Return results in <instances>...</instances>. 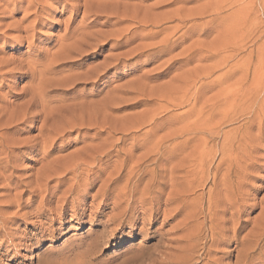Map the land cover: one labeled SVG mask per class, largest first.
Instances as JSON below:
<instances>
[{"label":"rangeland","instance_id":"obj_1","mask_svg":"<svg viewBox=\"0 0 264 264\" xmlns=\"http://www.w3.org/2000/svg\"><path fill=\"white\" fill-rule=\"evenodd\" d=\"M28 1L21 0L20 3L14 4L13 0H0V131H4L3 142L6 143L4 144L12 152L15 149V154L13 152L12 156L13 161L15 160L13 162L15 163L13 164L14 169L6 173L11 175L10 180L0 179V264H97V262L99 264H136L137 261L126 262V259L135 253L136 249L144 250L143 254L138 253L140 261L137 264H185V262L186 264H233L236 259V252H233L235 244L227 243V240L232 237L231 232L226 233L225 239L221 237L220 241H216L214 245H210L209 241L205 245L203 240L200 241L202 242L200 244L191 238L195 242L189 239L190 241L180 242L182 245L180 247V243H177L176 239L178 240L182 233H176L175 226L181 217L172 220L170 217L164 219V214L160 211L154 216L156 221L149 220L150 224L149 222L143 224L141 221L133 220V216L140 214L143 210H140L136 198H139V192L144 188L145 180L141 182L137 194L133 198L132 208L134 209L131 211L137 207L139 210L136 209L137 213L134 211L127 216V219H123L119 223L108 222L106 224L116 214L111 210V207H113V202L119 198L117 187L122 186L123 180L109 187L105 194L107 198L104 201L100 198L99 190H97L100 188L101 181L92 182L90 185L81 184L78 191L74 193L78 192L75 197H80L82 191H86V194L83 195L85 198L79 199L77 197V200L79 199L82 204L86 203L87 207L85 206L83 214H81V209L84 207L72 203H69L61 212L60 210L57 211L56 208L61 206V202L58 200H61L62 192L69 186L68 183H63L54 195H52V190L47 194L44 206L40 207L42 211L49 210L50 214L39 217L36 211L39 209L41 196L31 197L29 191L36 189L37 184H42L45 176L51 174L39 173L42 166H47L48 162L53 159H59L57 163L52 164L53 169L58 170V167L64 165L63 159L70 152H75L81 148L82 143L76 144L78 132L74 131L67 138L56 143L57 146L60 144L59 146L63 147L61 151L54 150L46 161H41V152L38 154L36 150L30 152L25 148L29 146L32 137L39 133L41 120L45 114L39 117L40 123L35 124V128H33L31 125L34 123L21 121L23 118L22 107L26 101L31 99L33 92L37 94L40 91L36 102L38 104L41 102L42 107L47 103L49 104V106H45L48 112L47 119H57L59 115L66 118L61 123L59 122L57 127L48 123L44 128L45 131L51 130L52 136L55 134L62 135L66 132L67 127L76 123L87 127L88 135H92L99 128L101 118L97 120L92 118L89 121L81 120L76 116L68 115L67 109L69 106L80 102L90 104L89 107L92 109L96 108L94 104H100L105 100L112 109L109 110V113L107 112V124L106 129H104L110 134L104 132L101 137L104 140L106 136H113L115 139L122 134H134L138 138L136 148L132 149L135 145L132 140L123 144L125 152L131 149L133 158L145 154L147 152L145 148H151L156 138H163V136L183 134V136L174 138L172 141H167L168 143H165L164 146L182 142L187 138L186 134L199 135L203 138L214 137L215 139H212L211 143L203 146L212 147L218 152L221 149L225 134L235 138L244 136L245 140L248 141V143L246 142L247 152H242L241 149L243 148L240 146L241 153L238 150L235 152L237 156L235 153L234 156L232 155L231 158H240L238 162L241 158L243 160L232 170L231 179H228L225 170L227 163L218 169L220 171H218L217 180L223 182L228 180L233 184H238L237 193L234 197L228 194L224 195L227 190L223 189L225 186L221 187L219 181H217L218 190L212 193L213 196H215L214 193L216 194L217 201L223 202L225 198H228L227 196L241 200L238 205L240 207L235 210L236 213L234 211L233 216L229 213L226 214L225 219H228V224L225 227L233 228L235 222L230 223L229 221L239 215L238 212L242 208V211H245L244 213L247 215L241 217L240 226L244 230L238 234V238L242 239L254 224H257L254 220L260 215L259 213H263L262 218H264V212H261V210L264 211L262 209L264 207V114L259 113L260 115L255 116L239 106L233 109L227 101L228 99L231 100V94L239 96L237 91L241 89L242 92L252 91L254 94L258 92V101L264 103V0H197L195 3L180 1L181 3L178 2L172 6L167 5L168 1L165 4L161 3L158 9L154 10V14L171 12L179 6L182 9L185 8L184 13L205 9V15L197 21L203 24L204 35L201 36V29L199 31L191 29L185 37L176 40L165 49H155L154 56L149 62L145 61V54L144 56H135L128 61H120L119 65L115 67H113V63V66L107 70L101 69L103 66L101 64L106 61V58L120 54L128 55L141 42L138 37L128 42L124 39L119 43L110 39L94 49L84 48L85 53L81 57L77 54H71L72 58L77 60L76 63H69L72 62L69 59L57 61L54 64L53 56L65 55L63 53L57 54L62 36L67 31H69V36L77 35L78 32L75 34L74 31L81 22L83 8L79 9L78 16H75L74 6L77 1L33 0L35 6L37 5L41 9L39 13H36L35 7H32V3L30 5V1ZM107 1L110 4L120 1L129 5L140 2L139 0ZM160 1L163 0H141L140 4L151 6L152 3ZM165 10L167 11L163 12ZM104 14L109 15L108 11ZM104 14L102 13V15ZM104 22H106L105 18H100L96 27H91L89 31L96 33L99 30L98 32L105 34L118 27L111 26L114 19H110V23L101 26L100 23ZM191 23H186V26ZM35 24L38 25L34 27ZM170 25H174V23L166 24L163 27ZM185 29L186 27L181 29L176 37ZM167 32H163L152 41L157 42ZM92 43L96 42L93 41ZM195 44H200V50L206 53L198 55V52H193L182 62L176 61L174 64L172 61L166 62L169 57L178 55ZM160 50L162 51L159 52ZM207 53L209 55H206ZM78 64H82L81 67H76ZM57 66L59 67L55 68ZM97 70H100V74L105 71V76L99 82V86L92 84L95 80L94 72ZM83 81L90 83L80 84ZM39 83L41 84L40 90H37ZM28 86H30L31 91H29ZM242 106L247 107V104ZM42 107L30 112H41ZM74 109L78 114V106H75ZM254 109L258 110L255 107L250 110ZM54 115L56 118L53 117ZM7 124L9 126L4 130L5 128L2 126ZM144 137L147 139L143 142ZM182 138L183 140H181ZM21 140L23 143L19 142ZM97 142L94 144L103 146L105 150L109 148L111 143L109 140L104 145H101L104 142ZM37 145L38 150L42 144ZM194 146V144L184 146L186 149L181 146V150L178 149L177 152L164 154L163 160L158 166V168H162L161 175L164 182L167 181L169 168H177L179 172L180 169L181 171L187 170L191 164V155L196 151ZM6 154L7 152L0 153V160ZM8 155L11 156L10 153ZM16 155L17 157H15ZM114 155L115 153L112 152L109 156L111 159L107 172L114 170L117 164ZM219 156L220 154L210 156L207 160L210 174L215 172L219 163ZM114 161L115 165L113 164ZM5 165L8 167L4 160L0 161V168ZM179 172L176 173L177 177L183 175V172ZM244 173L246 174L244 175ZM210 174L207 178L208 185L206 182V186L197 188L191 195V199L199 197L204 200H202L203 202L208 200L206 191L211 186L212 176ZM84 175L87 177L88 174L84 173ZM105 176L107 173H103L100 177L103 180L106 178ZM179 180H177L178 183H181V179ZM48 181L49 187L55 186V179ZM167 185L163 191L164 195L170 189L169 182ZM179 186L181 187V185ZM201 194H205L206 199ZM93 195L95 198L92 197ZM72 198L74 197L71 196L68 201ZM242 200L248 202L243 203ZM163 203L164 197L159 199L158 207L162 206ZM252 203L256 205L253 206ZM249 204L251 206H247ZM189 206L191 205L182 207L181 213L187 214L188 210L192 211ZM225 206H227L226 209L232 210L230 206L224 204L221 209ZM203 207L205 208V206ZM162 208L164 207L162 206ZM194 211L195 207L192 212ZM196 220H190L196 226L189 221L187 225L189 231L186 227L187 230L183 232L184 235H192L198 232L199 224ZM253 221L254 224L252 225ZM190 224L195 229H192L193 226ZM231 225L232 227H230ZM174 243L179 245L176 246ZM186 243L189 245L187 244V246ZM185 245L188 249L184 247ZM160 246L164 247L160 248ZM208 246H210L209 250L213 249L210 250L209 255L208 253L204 255L205 248ZM179 248H185L184 251L187 250L188 253L190 251V254H186V251L183 252L186 256L189 255V261L186 256L177 252ZM161 253L163 254L160 255ZM257 253L260 254V252ZM180 257L186 258L188 262ZM249 259L248 264H264V245L259 257Z\"/></svg>","mask_w":264,"mask_h":264},{"label":"bare ground","instance_id":"obj_2","mask_svg":"<svg viewBox=\"0 0 264 264\" xmlns=\"http://www.w3.org/2000/svg\"><path fill=\"white\" fill-rule=\"evenodd\" d=\"M29 1H28L29 4L31 5V3H32V7L33 6L35 7V12L39 13L41 11V9L37 5H36L37 7L35 6V4L33 3V0H29ZM74 1L75 2L77 1L75 6H74L75 16H78L79 9L83 8V14H82L81 22H80L79 26L74 31L75 34L77 32L79 34L77 33V35H75V36H73V35L69 36V31H67L62 36L61 43L59 45V49L57 50L58 51L57 54L63 53L65 55L53 56L52 58H53L54 64L57 61L69 60V59H71L70 61H72L69 63H71V64L76 63L77 60L76 59L74 60V58H72L71 54H77L79 57H81L82 54L85 53L83 50L84 48L94 49L95 47H98L100 44H103L104 42H106L107 40H110V39L115 40L116 42L119 43V42H122V40H124V39H125V41L128 42V41L135 39L137 37L141 41L139 43L140 45L139 44L136 45L135 48L132 49L131 53H129V54L126 53L128 55H124L122 53L123 55L120 54V55H115V56L106 58V61L103 64H101V65H103L101 69L107 70V68H109L110 66H113V63H114L113 67H115V66L119 65L118 63L120 61H122V62L128 61V60L135 58V56L139 57L142 55L144 56L145 54H146L145 55V57H146L145 61L149 62L150 59L152 58V56H154L153 52H155V49H157V48L162 49V50L165 49L166 47H168V45L172 44L176 40H180L183 37H185L189 30L194 29L195 31H199L201 29V36L204 35V31H205L204 26H202L203 24L202 23L200 24L197 22L199 20V18H201L202 16L205 15L204 14V13H206V11L204 12L205 9L199 10V11H191L188 13H184L183 10L185 8L182 9L179 6L174 11L172 10L173 12L172 11L170 12L168 10L169 12H167V13L158 14V15L154 14V10H157L159 4L161 5V3L165 4V2L167 3V1H168L167 5L172 6V5L178 4V2L181 3L180 1L191 2L189 0H163L162 2L160 1V2H156L154 4L152 3L151 6L150 5H148V6L147 5L146 6L141 5L140 4L141 0H139L140 1L139 3H136L134 5L123 4L120 1L119 2L116 1L117 3L110 4L107 0H74ZM195 1H197V0H195ZM13 2H15L14 4H17V3H20L21 0H13ZM161 8H163V7H161ZM195 9H198V8H195ZM107 11H108L109 15L104 14ZM166 11L167 10H165L163 12H166ZM186 11H187V9H186ZM102 13L104 15H102ZM102 17L105 18L106 22L100 23L101 26H105L106 24L110 23L109 22L110 19H114V22L111 23V26H114V27L118 26V27L112 31L105 33V34L98 32L99 30L96 31V33L93 31L92 32L89 31V29L91 27H93V26L96 27V25L98 24V20ZM188 22H192V23L190 25L186 26V23H188ZM171 23H174V25L163 27L164 25L171 24ZM36 25H38V24H35L34 27ZM185 27H186V29L179 36L176 37V34L181 29H183ZM158 29H161V30H158ZM166 31H168L167 34L164 37H162L160 40H158L157 42L152 41L153 39H155V37L163 34V32H166ZM99 37H101V39H99ZM93 41H95L96 43L93 44L92 43ZM199 47H200V44H195V45L189 46L188 48H186L184 51H182L178 55H174L172 57H169V59L166 62L172 61L173 64L176 61L182 62V60H186L188 58V55H192L193 52H198V55H202V53H206L204 51H201ZM162 50H160L159 52H161ZM212 52H213V50H212ZM206 55H209V54L207 53ZM129 56H130V58H128ZM178 57H181V58L177 59ZM81 65L82 64H78L76 67H81ZM164 65H165V63H164ZM49 66H48V68H50ZM58 67L59 66H57L55 68H58ZM95 70H96V68H95ZM94 75H95V80L92 82V84L99 86V82L102 81L103 77L105 76V71H103L100 74V70H97L94 72ZM42 81H44V80H42ZM82 83H84V85H86L87 83H90V82L83 81L80 84H82ZM43 85H45V84L43 83ZM40 86H41V84L39 83L37 86V90H40L39 89ZM28 87H29L28 89H30V86H28ZM25 89H27V88H25ZM29 91H31V89ZM29 91H26V92H29ZM39 92H37V94L35 92H33L31 99L26 101L22 107L23 108V118L21 121H24L23 123H27V122L34 123L31 125L33 128H35V124H37L38 122L40 123L39 117L41 115L45 114L44 118L41 120V126L39 128V133L36 136L32 137V139L30 138L31 142L29 143V146H27L25 149L29 150L30 152L36 150L38 152V154L42 153L41 161H46L50 157L49 155L54 150L61 151L63 149V147L59 146L60 144L57 146L56 143L59 140L67 138L72 132H74V131L78 132L77 136H76L78 141L76 144L82 143L81 148L77 149L75 152H70L63 159L64 165L62 167H58V170H54L52 164L54 162L57 163L59 159H53L52 161L48 162L47 166L43 165L42 169L40 168L41 171L39 170L40 171L39 173H45V174L51 173V174H47V176H45V179L44 180L42 179L43 183L37 184L36 189H34V190L32 189L29 191V195L31 197L41 196L40 197V204L38 203L39 209L36 211V212H38L37 215L39 217L47 216L50 214L49 210L42 211V210H40V207L44 206V201L47 197V194H49L50 191L52 190V195H54L56 190L58 189V187H60L63 183H68L69 186L64 192H62L63 194H62L61 200H58L61 202V206L56 208L57 211L60 210V212H61L62 209L66 208V206L69 203H72V204L82 205L84 207V209H81V208L80 209L82 211L81 214H83V212L85 211V208L87 206L85 205L86 203L82 204L79 199L81 197H84L83 195L86 194V191H84V192L82 191V193H81L82 196L81 195H80V197L77 196V197H79V199H78L79 201L77 200V197H75L78 192H76V194L74 193L75 191H78V188L80 187L81 184L82 185L83 184L84 185L85 184L90 185V183H92V182L101 181L100 188H98L97 190H99V193H100L99 196H101L100 198L102 199V201H104L105 198H107L105 194H106V191L109 189V187L114 186L120 180H123L124 183H122V186L117 187V189L119 190V193H118L119 195L117 194L119 196V198H117V200L113 202V207H111V210L113 212H115L116 214H114V216L106 222V224H108V222L109 223L110 222H113V223L118 222L119 223L120 221H123V219H127V216L129 214L134 213V211L137 208H139V207H137V208H135L134 211H131L132 209H134V208H132V203L134 202V200H133L134 196L137 194V189H138L139 185L141 184V182H143L145 180V186H143L144 188L142 187L143 189L141 190V192H139L140 193L139 198H136V203H139L140 210H142V209L143 210L140 214L139 213L135 214V216H133V218H132L133 220H136L137 222L141 221L143 224H145V222H149V220L150 221H156L157 219H156V217L154 218V216L159 214L160 211H162L164 214V219H168L165 217H170L172 220V219L181 217L179 221L176 220V221H178V223L175 226V229H177L176 233H182L181 236L177 235V236H180L178 238V240L176 239V241H178L177 243L186 242L187 240L193 238L194 240L198 241L200 244L202 243L200 241L203 240V241H205V245L208 241L210 242V245H212V244L214 245V243L216 241L217 242L220 241V238L224 237V235L226 233L231 232L232 237L229 239L227 238L228 239L227 243L235 244L233 252H236V259H235V262L233 264H248V262L250 261L249 258L260 256L261 250H262L263 245H264L263 244L264 243V218H262L263 213H259L260 214L259 216L257 215L258 217L254 220L255 222H257V224H254V221H253L252 225L254 224V226L249 230V232H247V234L242 239H239L238 234L244 230V228H242L240 226L241 217L246 215L244 213L245 211H242L243 210L242 208H241L242 212L238 210L239 215L233 217L232 220L229 219L230 223L235 222L234 225L232 224L233 228L230 229L229 227H225V225L228 224V221H227L228 219H225L226 214L229 213L230 215L232 214V216H233L234 211L240 207V206L238 207V205H239V201H241V200L235 199V198H229V196L234 197L235 193H237L236 187L238 186V184H233L232 182L225 180L226 178L224 179L225 182L217 180L218 171H220L218 169L224 163H227V165H226L227 167L225 170L227 171V176H228V179L230 180L232 170H234L237 167L238 163L243 160V158H241V160L238 162V159H240L239 157H233V158H231V157L238 150H239V153H241V151L244 153L247 152L246 142L248 143V141L245 140L244 136H242L241 138H235L234 136H231V135L224 133L225 134L224 139L221 143V149L219 152L214 150L212 147L203 146V145H207L208 143H211L212 139H215L214 137L203 138L202 136H199V135H193V134H186L185 135L184 134L187 138L185 140H183V138H182L181 139V140H183L182 142L180 140H177V141H180L177 144H174L172 142L173 145L164 146L165 143H168L170 140L172 141V139L178 138L179 136H183V134L182 135H173V136H163V138H161V137L156 138V140L154 141L151 148L146 147L145 149L147 152L145 154H143L137 158H133V156L131 155V152H130L131 149H130V151H128L130 153L125 152V150L123 149V146H124L123 144H126V142L128 140H132L135 143V145L132 147V149L136 148V146H137L136 143L138 142V138L135 137L134 134L133 135L122 134L119 137L117 136L118 138H115V139H113V136L112 137L106 136L107 138L105 137L104 140L101 137L102 134L105 132L104 129H106V124H107L106 120L108 118L107 112L109 113V110H112V109H110V107H109L110 104L107 101L104 100L100 104H94V105H96V108H92V109L89 107L90 104H88L86 102H80L81 104L76 103V105H73L71 107L69 106V108L67 109L68 115L73 116V117L76 116L81 120L89 121L92 118H94L96 120L98 118H101L99 128H97L95 130L94 134L88 135V128L87 127H83L81 125L73 123V125L71 127H67L65 129L66 132L64 134H62V135L55 134V136H52L51 130H48V131L44 130L45 126L48 123H51L57 127L59 122L61 123L66 118H65V116L61 117L59 115L57 119H50V120H49V118L47 119L46 116H47L48 112L46 111L45 106H47V105L49 106V104L47 103V105H44V107H45L44 108V107H42L43 105H40L41 102H40V104H38L36 102L37 97L39 95L38 94ZM237 94L239 96H235L234 94H231V97H230L231 100L228 99V101H227L233 107V109L235 107L239 106V107L245 109L250 114H253L255 116H258L259 113L264 114V103H261L258 101V92L254 94L252 91L251 92H249V91L242 92V90L239 89L237 91ZM40 97H42V95H40ZM41 101H42V99H41ZM245 104H247V107L242 106ZM75 106H78V114H77L76 110L74 109ZM38 107H42L41 112H37V113H31L30 112L32 110L36 111V109ZM253 107L257 108L258 110H255V109L250 110ZM47 109H48V107H47ZM45 111H46V113H45ZM50 112H51V110H50ZM64 112L66 113V111H64ZM57 113H58V111H57ZM60 114H62V112H60ZM53 117L56 118L55 115ZM1 120H3V119H1ZM259 122H260V120H259ZM21 124H22V122H21ZM8 126H9V124H7L6 126H2V127L5 128L4 130H6V128H8ZM260 127L262 128L261 124H260ZM19 129H21V128H19ZM1 131H0V133H1ZM18 131H20V130H18ZM3 132L4 131H2V134H0V139H1V141H0V153L7 152V154L4 155V157L1 158L0 161L4 160L6 162V164H8V167L5 165V166H2L0 168V179H2V180L3 179H6V180L9 179L10 180L11 175H8L6 173L10 172L12 169H14L13 164H15V163H13V162L15 160L13 161L12 156H13V152L15 151V149L12 152L9 150V147L5 145L6 143L3 142L4 141V138H3L4 133ZM105 133H108V132H105ZM108 134H110V133H108ZM143 136H146V135L143 134ZM146 139L147 138L144 137L142 139V141L144 142V141H146ZM107 140L111 141V143L109 144V148L107 150L103 149V146L101 147V146L94 144L97 141H100V142H104V143H101V145H104L107 142ZM19 142L23 143L22 140ZM19 142H18V144H20ZM100 142H97V143H100ZM40 143L42 144L41 148H39L37 150V147H38L37 144H40ZM190 144H192V145L194 144L195 146L193 148H196L195 153L193 155H191L192 158H190L191 159L190 166L187 168V170L183 169L182 171L180 168H183V167L179 168L180 172H183V175L180 177L176 176L177 175L176 173L179 172V171H177V168H171V169L169 168V170L167 169L168 170L167 171V173H168L167 181L164 182L162 180V175H161L162 168H158V166H160L159 165L160 162L163 160L162 157H164V154H166V153L170 154V152H175V151L177 152V150L180 149L181 146L184 147V146H188ZM120 146H122V147H120ZM240 146H242L243 149H241ZM17 149H19V148H17ZM240 149H241V151H240ZM11 150H12V148H11ZM213 151H215V152L211 155V153ZM112 152L115 153L114 158L117 159V162H116L117 164L114 161L113 164L114 165L116 164L114 170H112L111 172H107L108 171L107 170L108 164H109V161L111 159V158H109V156ZM8 153H10L11 156H9ZM14 154H15V152H14ZM26 154H28V153H26ZM217 154H220V156H219L220 158H218L219 163L215 169V172L213 174H210L211 171L209 169L210 167L208 165L207 160L209 159L210 156L213 157ZM235 156H237L236 153H235ZM15 157H17V155ZM112 157H113V155H112ZM228 159H231V160H228ZM185 163L187 164V162H185ZM246 164H247V162H246ZM170 165H172V164H170ZM111 168H113V167H111ZM111 168H110V170H111ZM184 168L186 169V167H184ZM79 171H81V172H79ZM82 171H84V172H82ZM84 173L88 174L87 177H86V175H84ZM103 173H107V176H105L106 178L102 180V178L100 176ZM179 173H178V175H181ZM209 174H210V176H212V178L210 177L211 180L209 179L211 181V186H209L210 187L209 190L206 191V193L208 194V200L206 202H203L204 200L202 198H199V197L196 199H194V198L191 199L190 198L191 195H193L194 191H196L197 188H201V187L203 188L204 187V185L207 182V178H208ZM224 174H225V172H224ZM245 174L246 173H244V175ZM68 175H69V178H68ZM53 176H56V177L52 178ZM88 176H90V177H88ZM222 177L224 178V176H222ZM244 177H246V176H244ZM42 178H44V177L42 176ZM50 179H55V181H56L55 186L49 187V181L48 180H50ZM179 179H181V183H178L177 180H179ZM217 181L221 182L220 183L221 187L225 186V188H223V189H225L227 191L224 190L225 191L224 195H227V194L229 195V196H227L228 198H225L223 200V202L216 200L217 196L215 193H214L215 196L212 195L213 191L218 190ZM168 182L170 183V185H169L170 189H169V192L164 195L163 191L168 186L167 185ZM179 185H181V187ZM207 185H208V182H207ZM198 190H200V189H198ZM200 192H202V191L200 190ZM196 195H194V196H196ZM204 195L201 194L202 197H204ZM71 196H73L76 199L72 198L70 201H68V199ZM92 197H94V195ZM162 197H164V203L162 205L164 208H162V206L158 207L159 199ZM223 197H225V196H223ZM94 201H95V199H94ZM99 202L101 204V200ZM242 202L245 203L248 201L244 202L242 200ZM253 202H255V201H253ZM255 203H257V202H255ZM255 203L254 204L252 203V205L255 206L256 205ZM261 203H262V201H261ZM223 204L230 206L232 208V210L226 209L227 206H225L223 209H221V206H223ZM187 205H191V206H189V208L191 207L192 211L195 207V211L192 212L191 210H188L187 214L186 213L182 214L181 213L182 207H184V206L186 207ZM240 205H242V204H240ZM145 206H147V208H144ZM203 206H205V208ZM247 206H251V204H249ZM90 207H92V206H90ZM262 209H264V207ZM137 210H139V209H137ZM261 212H264V211L261 210ZM53 213H54V211L52 212V214ZM135 213H137V211H135ZM235 213H236V211H235ZM196 217H197V220H196ZM190 220H193V221L196 220V222L199 224L198 232L197 233L195 232V234L194 233L192 234L190 232V234H192V235H188V234L184 235L183 232L188 229L187 225H188ZM162 221H164V220L162 219ZM190 222H192V221H190ZM118 223H116V224H118ZM149 224H150V222H149ZM193 225H195V224L193 223ZM193 225L190 224V226H193ZM232 225L230 227H232ZM186 227H187V229H186ZM193 227H192V229H195V227L194 228ZM227 228H229L230 230ZM192 229H190V230H192ZM187 231H189V229ZM193 232H194V230H193ZM111 233H113V232H111ZM225 237H224V239H225ZM172 239H174V238H172ZM162 241H163V239H162ZM173 241H175V240H173ZM173 241H171V242L173 243ZM163 242H165V241H163ZM193 242H195V241H193ZM187 244L188 243H186V245ZM177 245H179V244H177ZM186 245L184 247L187 248V246L189 244L187 246ZM194 245L196 246L195 243H194ZM164 246H160V248L164 247ZM179 246L180 247L182 246L181 243ZM239 246H240V248H239ZM209 247L210 246L205 248L204 255H206L207 253H208V255L210 254L209 252H211L210 250L213 248H211L209 250ZM163 249L168 250L169 247H168V249L167 248H163ZM184 249L179 248L177 250V252L181 253V255L183 254V256H186L184 254L185 251L187 252L186 254H190V251L188 253V251L187 250L184 251ZM93 250H94V247H93ZM256 251L260 252V254H258ZM134 252L135 253H133L128 259H126V262H132V261L139 262L140 261L138 253L143 254L144 250H140V249L137 250L136 249ZM162 254L163 253H161L160 255H162ZM188 257H189V255L186 256L187 259H188ZM261 257H262V255H261ZM186 258H183V259H186ZM187 259H186V261H187ZM188 261H189V259H188ZM137 262H136V264H137ZM180 264H182V263H180ZM185 264H186V262H185Z\"/></svg>","mask_w":264,"mask_h":264},{"label":"snow or ice","instance_id":"obj_3","mask_svg":"<svg viewBox=\"0 0 264 264\" xmlns=\"http://www.w3.org/2000/svg\"><path fill=\"white\" fill-rule=\"evenodd\" d=\"M192 3H195V0H191ZM209 34H211V32H209ZM97 264H99V262H97Z\"/></svg>","mask_w":264,"mask_h":264}]
</instances>
